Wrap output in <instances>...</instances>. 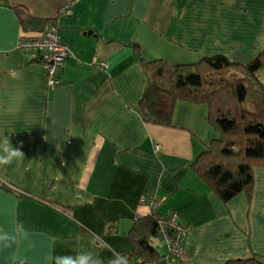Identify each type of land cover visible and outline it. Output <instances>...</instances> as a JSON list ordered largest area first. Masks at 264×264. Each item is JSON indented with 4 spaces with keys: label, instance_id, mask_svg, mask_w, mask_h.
Listing matches in <instances>:
<instances>
[{
    "label": "crops",
    "instance_id": "crops-1",
    "mask_svg": "<svg viewBox=\"0 0 264 264\" xmlns=\"http://www.w3.org/2000/svg\"><path fill=\"white\" fill-rule=\"evenodd\" d=\"M18 6L57 20L72 51L56 87L44 65L18 49L35 38L22 34ZM263 48L264 0H0V152L9 138L25 154L0 165V180L22 195L0 189V228L13 232L19 222L29 232L0 250V264L18 255L49 264V255L78 249L107 264L132 253L128 232L152 211L177 214L187 229L184 258H169L165 241L155 264L264 258V168L254 171L251 199L223 203L191 167L214 138L207 108L179 103L173 127L146 124L138 64L140 57L193 65L216 55L249 63ZM115 220L118 233H106L105 222Z\"/></svg>",
    "mask_w": 264,
    "mask_h": 264
},
{
    "label": "trees",
    "instance_id": "trees-1",
    "mask_svg": "<svg viewBox=\"0 0 264 264\" xmlns=\"http://www.w3.org/2000/svg\"><path fill=\"white\" fill-rule=\"evenodd\" d=\"M13 10L25 37L40 36L50 24L55 26L57 22L34 17L20 6ZM138 64L147 80L139 103V113L145 123L170 128L179 103L205 106L206 121L214 138L206 143L191 167L223 203H229L240 194L251 199L254 171L264 168V79L261 77L264 48L249 63H237L226 55H216L193 65L174 66L163 60L146 62L140 57ZM0 189L22 196L21 191L1 180ZM49 204L69 215L70 208ZM173 215L178 216L152 211L134 220L128 232L134 245L132 253L126 255L129 264H155L165 258L154 243L157 239L165 241L167 232L162 231L160 221ZM105 229L108 234L118 233V221L105 222ZM228 264H264V258L251 255Z\"/></svg>",
    "mask_w": 264,
    "mask_h": 264
},
{
    "label": "built area",
    "instance_id": "built-area-1",
    "mask_svg": "<svg viewBox=\"0 0 264 264\" xmlns=\"http://www.w3.org/2000/svg\"><path fill=\"white\" fill-rule=\"evenodd\" d=\"M61 12L71 15V9L64 7ZM19 51L28 55L32 61H39L44 65L46 82L49 87H56L60 84L58 71L63 67L72 51L61 39L58 29L53 26L48 28L42 35L32 39H22L18 43ZM142 202L144 200H141ZM162 231L165 233V241L169 247L168 257L174 260L184 258L183 236L186 227L180 223L178 216L163 218L160 221Z\"/></svg>",
    "mask_w": 264,
    "mask_h": 264
},
{
    "label": "clouds",
    "instance_id": "clouds-1",
    "mask_svg": "<svg viewBox=\"0 0 264 264\" xmlns=\"http://www.w3.org/2000/svg\"><path fill=\"white\" fill-rule=\"evenodd\" d=\"M20 147H14L9 138H5L3 150L0 152V165H8L13 160H22L25 157ZM29 232L22 223L17 222L13 232L0 228V250L8 249L22 238H27ZM49 264H105V261L94 251L78 249L75 255H49ZM14 264H25V257H14ZM107 264H129L126 255H115Z\"/></svg>",
    "mask_w": 264,
    "mask_h": 264
},
{
    "label": "rangeland",
    "instance_id": "rangeland-1",
    "mask_svg": "<svg viewBox=\"0 0 264 264\" xmlns=\"http://www.w3.org/2000/svg\"><path fill=\"white\" fill-rule=\"evenodd\" d=\"M262 74L263 75L261 77H262V79H264V73H262ZM165 104L166 103L164 102L163 105L166 108ZM164 242L165 241H163L162 239H157L156 242L154 243L156 249L160 251L162 249V246H165Z\"/></svg>",
    "mask_w": 264,
    "mask_h": 264
},
{
    "label": "snow or ice",
    "instance_id": "snow-or-ice-1",
    "mask_svg": "<svg viewBox=\"0 0 264 264\" xmlns=\"http://www.w3.org/2000/svg\"><path fill=\"white\" fill-rule=\"evenodd\" d=\"M0 222H2V217H0Z\"/></svg>",
    "mask_w": 264,
    "mask_h": 264
}]
</instances>
